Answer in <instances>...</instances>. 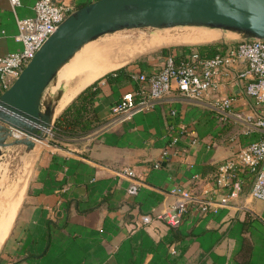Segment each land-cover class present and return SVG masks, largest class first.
Returning a JSON list of instances; mask_svg holds the SVG:
<instances>
[{
  "label": "crops",
  "instance_id": "obj_1",
  "mask_svg": "<svg viewBox=\"0 0 264 264\" xmlns=\"http://www.w3.org/2000/svg\"><path fill=\"white\" fill-rule=\"evenodd\" d=\"M35 1L22 0L14 10L9 0H0V54L21 48L17 18L33 15ZM57 1L78 8L92 0ZM214 32L169 37L199 42L223 36ZM109 42L124 43L123 49L120 44L117 50L116 43V52H104ZM132 43L126 36L94 43L77 70L68 69L66 79L54 85L53 90L65 86L55 116L88 84L125 64L107 67L128 54ZM96 45L102 49L100 55ZM94 50L96 56L91 54ZM154 63L156 59L148 58L130 69L153 71L164 61L159 66ZM243 67L240 63L235 70ZM247 81L236 78L233 71L201 98L173 88L156 107L126 116L113 113L112 106L134 90L137 81L116 84L103 78L97 109L104 122L79 138L52 141L50 134L39 140V151V144L33 150L36 158L29 181L24 180L9 229L0 235V264H264V200L251 194L250 171L242 172L238 194L230 195L229 202L216 211L202 214L192 206L180 225L156 217L174 202L173 186L193 188L212 198L231 193V183L217 182L219 165L260 136L257 129L245 133L244 117L264 113V105L246 91ZM229 94L234 100L223 118L220 105ZM177 134L179 141L163 156ZM126 167L137 172V193L129 192L134 179L119 173ZM146 214L153 219L145 221Z\"/></svg>",
  "mask_w": 264,
  "mask_h": 264
},
{
  "label": "built area",
  "instance_id": "obj_2",
  "mask_svg": "<svg viewBox=\"0 0 264 264\" xmlns=\"http://www.w3.org/2000/svg\"><path fill=\"white\" fill-rule=\"evenodd\" d=\"M16 10L22 0H9ZM33 15L18 16L17 38L22 42L20 49L0 54V91L9 88L29 63L45 40L57 29L59 24L75 9V5H67L57 0H36ZM224 50L207 56L197 48L173 51L168 54L164 63L153 71L132 72L137 86L132 91L124 93L120 100L112 106L115 114L132 115L137 111L156 107L173 88H178L184 95L201 98L213 89H217L225 78L233 71L236 78H248L246 91L258 103L264 105V38L258 36H243L237 40L225 41ZM243 63L244 67L235 70ZM234 95L229 94L221 102L222 117L226 118L232 107ZM177 113L176 109L171 111ZM239 117H242L238 114ZM245 133L257 129L260 136L242 145L236 154L225 159L218 168L217 182L219 185H232L230 194H222L220 198H212L198 193L193 188L173 186L170 192L175 200L169 206L156 214L171 225H180L186 213L194 206L202 214L216 211L218 207L229 202L230 195H237L243 187L242 172L250 171L253 175L251 194L264 200V113L256 116L247 115ZM52 134V132L50 133ZM179 135H174L163 149L166 156L179 141ZM197 137L192 139L195 142ZM160 165V161L155 163ZM119 173L130 176L134 182L129 192H138L140 181L133 168H122ZM145 221H151L150 214L144 215Z\"/></svg>",
  "mask_w": 264,
  "mask_h": 264
},
{
  "label": "water",
  "instance_id": "obj_3",
  "mask_svg": "<svg viewBox=\"0 0 264 264\" xmlns=\"http://www.w3.org/2000/svg\"><path fill=\"white\" fill-rule=\"evenodd\" d=\"M149 25H203L264 38V0H92L79 6L0 93V156L5 146L25 143L33 148L35 140L48 138L64 89L49 100L44 92L87 42L108 32Z\"/></svg>",
  "mask_w": 264,
  "mask_h": 264
},
{
  "label": "rangeland",
  "instance_id": "obj_4",
  "mask_svg": "<svg viewBox=\"0 0 264 264\" xmlns=\"http://www.w3.org/2000/svg\"><path fill=\"white\" fill-rule=\"evenodd\" d=\"M165 30L174 31V32L165 35ZM178 31H187V32L188 31H195V32L219 31L223 34V36H221L218 39H213L210 41L174 42L160 47H155L149 50H144L139 52L132 59L127 61L125 64L140 60L148 61V58H151V59H156L157 62L154 63L153 65L159 66L164 61V56L162 55L163 47H170L172 45H184V44L194 45L198 43L212 42V41H231L241 38V34L234 33L231 30L217 28V27L203 26V25H175V26H167V27H157V26L149 25L143 27L123 28L116 30L114 32H108L100 35L96 39L92 40V42L90 41L91 43L89 42L90 44L88 46L86 45L87 46V47L85 46L86 48L84 47L80 52L77 53V55L71 61L69 60L67 65L64 67L67 70L63 71L62 73L59 72V74L47 86L44 92V99L45 100H49L51 98L53 99L55 98V96L57 95L60 89H64L65 87L64 84L60 85L55 90H53V87L56 84L57 80L66 79L67 74L69 72L68 70L69 67L72 66V64L81 55V53H83L86 50L87 53L91 48V46L100 40H105L117 36H126V38L128 37V39L131 40V42H133L134 48H138L139 46H145L146 44L152 43L153 41L156 40L157 41L162 40L163 38L168 39L169 35L189 34L193 36H199V35L209 36V34H211V33H189V32L179 33ZM155 33H157V35ZM35 141L37 146L39 144V148H38L39 151L41 148L40 144L42 142H40L39 140H35ZM35 148L34 147L28 148V146L25 143L13 144L3 147V151L0 156V235L1 236L5 235L7 230L9 229L11 219L13 218L12 216H14L15 210L19 205L24 190V184H25L24 180L27 181V183L29 181L31 170L33 168V163L36 158V154H33V150H35ZM16 202L18 203L17 205H15Z\"/></svg>",
  "mask_w": 264,
  "mask_h": 264
},
{
  "label": "trees",
  "instance_id": "obj_5",
  "mask_svg": "<svg viewBox=\"0 0 264 264\" xmlns=\"http://www.w3.org/2000/svg\"><path fill=\"white\" fill-rule=\"evenodd\" d=\"M88 2L81 3L80 6ZM173 33L174 31L165 30V33ZM179 33H215L204 31H178ZM227 43L225 41H212L198 44H184V45H172L170 47L162 48V55L165 57L176 49L197 48L202 55L211 56L219 51L225 49ZM174 48V49H173ZM144 60L129 62L116 69L108 71L104 75L100 76L86 87H84L62 110L58 115L55 125L52 129V141L56 139H74L79 138L88 132L101 125L104 120L100 118L97 109V99L102 93V87L100 81L103 78H107L110 83L121 84L125 81L133 80L131 66L142 65Z\"/></svg>",
  "mask_w": 264,
  "mask_h": 264
},
{
  "label": "bare ground",
  "instance_id": "obj_6",
  "mask_svg": "<svg viewBox=\"0 0 264 264\" xmlns=\"http://www.w3.org/2000/svg\"><path fill=\"white\" fill-rule=\"evenodd\" d=\"M161 29V28H160ZM163 29V28H162ZM233 32V31H232ZM156 35H157V33H155ZM167 34H170V33H165V35H167ZM128 38V37H127ZM123 39L124 40H126L124 37H123ZM121 40V39H120ZM179 40H182L181 38H177V37H175V38H172V37H169L168 39L166 38V39H162V40H156V41H153L152 43H149V44H146L145 46H137L138 48H134V47H132L131 48V50H130V52L128 53V54H124V55H121V56H119L118 57V54L117 53H115V55L114 56H116V54H117V57L118 58H116L115 60H112V61H110L109 63H107L108 64V68L109 67H113V66H117V65H120V64H122V63H124V62H126V61H128V60H130L132 57H134L135 55H137L139 52H141V51H144V50H149V49H152V48H155V47H160V46H163V45H166V44H171V43H174V42H178ZM186 40V39H185ZM184 40V41H185ZM114 41V40H113ZM128 41V40H127ZM92 42V41H91ZM90 42V43H91ZM89 42H87L80 50H78L76 53H75V55L70 59V61L77 55V53L78 52H80L86 45L88 46L89 44H90ZM110 43V42H109ZM114 42H112V44L110 43V44H106V45H104V48H105V50H103L104 52L106 51V52H108L109 53V51L110 52H112V53H114L113 52V50L114 49H116L117 47H116V43H117V45H118V48H117V50H119V48H120V46H122L124 43H118V42H115V44H113ZM133 44V43H132ZM120 45V46H119ZM127 45H128V43H127ZM134 45V44H133ZM86 46V47H87ZM98 46H100V44L98 45ZM97 45H96V47H98ZM125 46H126V44H125ZM135 46V47H136ZM85 47V48H86ZM116 47V48H115ZM129 47H131V45L129 46ZM98 49H100L99 47H98ZM122 49H123V46H122ZM127 49H128V47L126 48V50L125 51H127ZM85 50V49H84ZM83 50V51H84ZM116 50V51H117ZM87 51V50H86ZM86 51H84L83 53H81V55L76 59V61L72 64V66L71 67H69V70L71 71V72H75L76 70H77V68L81 65V63L83 62V60H84V58H85V56H86ZM115 51V50H114ZM115 51V52H116ZM122 51H124V50H122ZM121 51V52H122ZM102 52V49H100V50H98V55H100L99 53H101ZM120 52V51H119ZM118 52V53H119ZM91 54H94L95 56L97 55V52H96V50H94ZM105 54V53H104ZM107 54V53H106ZM111 55V54H110ZM109 55V56H110ZM113 55V54H112ZM105 56H108V55H105ZM114 56H112V57H114ZM90 57H91V55H90ZM106 58V57H105ZM105 58H104V60H105ZM109 59H111V58H109ZM106 61H108L107 59H106ZM69 62V61H68ZM68 62H66L60 69H59V71H58V73H57V75L59 74V72L60 73H62L63 71H65V70H67V69H65L64 67L67 65V63ZM87 62V61H86ZM92 62V61H91ZM94 62V61H93ZM64 68V69H63ZM98 70H99V68L98 67H96ZM102 69H105V67L104 68H102ZM101 69V70H102ZM96 71V70H95ZM98 72V71H97ZM102 72V71H101ZM99 73V72H98ZM95 76V75H94ZM42 141H44V140H42ZM36 147V146H35ZM34 147V148H35ZM36 149V148H35ZM32 150V149H31ZM17 199V198H16ZM15 199V200H16ZM1 241V240H0Z\"/></svg>",
  "mask_w": 264,
  "mask_h": 264
}]
</instances>
